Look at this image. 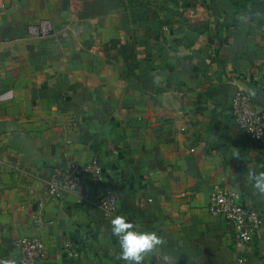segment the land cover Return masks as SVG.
I'll use <instances>...</instances> for the list:
<instances>
[{"label":"crops","instance_id":"obj_1","mask_svg":"<svg viewBox=\"0 0 264 264\" xmlns=\"http://www.w3.org/2000/svg\"><path fill=\"white\" fill-rule=\"evenodd\" d=\"M240 88L264 111V0H0V260L19 264L16 240L36 236L42 264H126L121 215L176 264H264V196L245 180L264 171V138L230 114ZM93 158L104 182L86 176L85 200L46 199L54 170ZM215 187L259 211L249 244L209 213Z\"/></svg>","mask_w":264,"mask_h":264},{"label":"built area","instance_id":"obj_2","mask_svg":"<svg viewBox=\"0 0 264 264\" xmlns=\"http://www.w3.org/2000/svg\"><path fill=\"white\" fill-rule=\"evenodd\" d=\"M46 30L49 23L42 25ZM35 28L34 30H36ZM251 91L240 88L232 98L229 111L235 123L252 141L264 138V111L257 109ZM91 177L98 183L104 182L103 167L99 159L87 162L74 161L57 168L43 187L47 200H57L65 194H76L81 200L88 195L84 178ZM99 206L104 214L110 216L118 208V195L111 186H103ZM208 211L214 217L225 219L233 228L238 245L249 244L260 227V213L257 208L241 201L240 195L230 189L215 187L209 193ZM41 217L39 216L38 219ZM19 249V264H42L46 257L45 243L36 236H23L16 240ZM66 252L73 257L76 253L72 242L66 243ZM247 259L240 256L237 264H246Z\"/></svg>","mask_w":264,"mask_h":264},{"label":"clouds","instance_id":"obj_3","mask_svg":"<svg viewBox=\"0 0 264 264\" xmlns=\"http://www.w3.org/2000/svg\"><path fill=\"white\" fill-rule=\"evenodd\" d=\"M250 94L254 96L255 92ZM245 180L264 196V171L247 170ZM110 223L112 234L118 238L121 249L117 259L126 264H146V261L157 258L159 264H176L175 259L166 252V239L157 232L141 231L139 224L129 222L121 215L115 216ZM0 264H16V260L5 258L0 260Z\"/></svg>","mask_w":264,"mask_h":264},{"label":"water","instance_id":"obj_4","mask_svg":"<svg viewBox=\"0 0 264 264\" xmlns=\"http://www.w3.org/2000/svg\"><path fill=\"white\" fill-rule=\"evenodd\" d=\"M65 7H67V2L64 3Z\"/></svg>","mask_w":264,"mask_h":264}]
</instances>
